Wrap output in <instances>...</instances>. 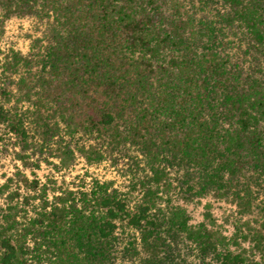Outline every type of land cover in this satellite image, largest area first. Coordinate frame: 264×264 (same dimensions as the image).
Masks as SVG:
<instances>
[{
    "label": "trees",
    "instance_id": "1",
    "mask_svg": "<svg viewBox=\"0 0 264 264\" xmlns=\"http://www.w3.org/2000/svg\"><path fill=\"white\" fill-rule=\"evenodd\" d=\"M219 2V23L244 38L252 68L231 61L215 22L195 23L185 0H0V14L45 22L43 50L33 46L30 57L15 55L13 63L25 65L22 83H33L38 103L70 135L112 151L133 148L151 166H177L199 197L230 196L240 213L264 215L254 200L259 191L264 198V0ZM32 64L38 70L30 74ZM10 129L26 135L19 121ZM156 191L146 187L134 211L99 184L43 201L20 240L0 231V264H112L118 254L137 264H188L173 253L181 237L203 255L215 253L220 264L246 263L243 252L223 248L225 237L188 224L180 210L161 228L150 214ZM118 224L140 232L139 251L128 240L116 253ZM250 238L264 257V234Z\"/></svg>",
    "mask_w": 264,
    "mask_h": 264
},
{
    "label": "rangeland",
    "instance_id": "2",
    "mask_svg": "<svg viewBox=\"0 0 264 264\" xmlns=\"http://www.w3.org/2000/svg\"><path fill=\"white\" fill-rule=\"evenodd\" d=\"M185 6L195 23L215 22L218 39L226 43L224 49L231 61L245 69L252 68L247 43L230 28L222 29L219 14L222 12L220 0H192ZM221 25V27H219ZM46 24L34 17H19L0 14V108L6 120L0 123V231L10 237L11 242L20 240L28 221L36 216L42 202L51 203L55 196L71 191L92 189L95 184L107 185L109 192L125 200L129 211L141 203L146 187L156 189L155 207L151 217L166 228L169 212L180 210L188 224H204L206 229L225 237V247L233 253L243 252L245 264H263L259 252L253 248L250 238L252 232L264 234V215L253 209L242 214L230 196L218 197L208 193L199 197L195 182H185L184 171L166 163L151 166L144 156L133 148L120 151L111 150L106 144L84 137L77 133L70 135L64 125L48 116L50 107L38 102L33 83L23 84L26 74L25 65L16 67L15 55L30 57L31 48H43L46 45ZM214 28V29H215ZM222 29L219 31L218 29ZM235 31V30H234ZM264 71V61L259 58ZM255 62V63H254ZM257 66V65H256ZM37 65H31L30 74L36 73ZM28 76L29 75H25ZM20 122L26 132L24 138L14 133L11 123ZM55 123H57L56 129ZM47 124V126L45 125ZM94 151L100 156H95ZM158 174V182L154 180ZM156 181V182H155ZM188 185L194 187L188 190ZM146 186V187H145ZM252 190L256 191L253 187ZM233 192V190L231 191ZM254 200L260 207L264 204L261 191L254 194ZM256 203V204H257ZM208 206V208H206ZM209 214L206 219L204 214ZM116 238L119 240L116 253L126 241L138 244L140 250V232L124 224H118ZM236 239L238 245L232 242ZM30 248L33 240L29 235L25 239ZM137 247V246H136ZM174 256L185 259L188 264H220L213 252L200 253L198 246L181 237L174 245ZM218 251H222L219 247ZM31 259V258H29ZM28 259V260H29ZM138 259V264H139ZM35 264V260L31 259ZM44 264H49L47 261ZM112 264H137L127 255H116Z\"/></svg>",
    "mask_w": 264,
    "mask_h": 264
}]
</instances>
